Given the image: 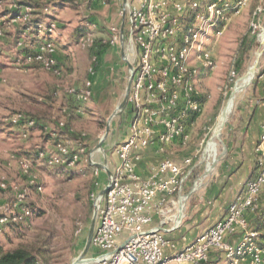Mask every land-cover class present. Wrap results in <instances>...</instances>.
Masks as SVG:
<instances>
[{
    "label": "built area",
    "instance_id": "built-area-1",
    "mask_svg": "<svg viewBox=\"0 0 264 264\" xmlns=\"http://www.w3.org/2000/svg\"><path fill=\"white\" fill-rule=\"evenodd\" d=\"M246 2L140 0L137 6L124 3L120 9L122 28L111 26L109 39H100V44H120L123 49L130 80L126 103L129 114L124 138L114 148L118 163L108 173L101 192H92L95 225L89 246L93 254L82 258L87 260L85 264H219L222 259L225 264H264V130L254 148L253 175L242 184L225 215L192 242L168 252L165 247L170 240L164 234L180 227L178 217L186 198L183 187L191 171L192 157H185L180 165L165 155L147 177L141 176L135 165L139 149L158 144V151L163 152L167 144L186 142L187 119L201 108L200 94L192 81L196 70L189 66L190 56L196 54L194 58L201 70L213 69L202 38L219 33L218 22L227 21L231 10ZM32 10L28 4L16 15L26 26L18 38L19 46L25 41L26 29L32 26L39 32L46 31L48 37L29 45L31 51L23 58L58 73L51 37L56 22L35 21ZM47 10L44 6L43 11ZM96 41L89 28L77 37V43L88 49ZM97 61V56L92 55L88 77L82 85L67 89L80 103L91 98V76ZM10 122L27 128L34 125L33 119L21 113L11 116ZM64 126V120L57 121L56 127L63 131L64 138L72 137L73 129L65 132ZM83 136L81 133L74 140H57L54 153L39 149L32 156L22 157L20 169L27 185L41 191L31 169L37 161L48 166L74 167L84 151L80 141ZM13 188L0 182L1 192ZM21 191L25 194L26 189ZM12 192L13 198L0 201V234L25 222L34 212L28 205L27 194ZM153 216L158 217L154 225Z\"/></svg>",
    "mask_w": 264,
    "mask_h": 264
},
{
    "label": "rangeland",
    "instance_id": "rangeland-1",
    "mask_svg": "<svg viewBox=\"0 0 264 264\" xmlns=\"http://www.w3.org/2000/svg\"><path fill=\"white\" fill-rule=\"evenodd\" d=\"M139 1L133 3L125 0L122 5L127 3L137 6ZM16 2V0H0V39L6 36L5 30L12 27V16L5 13L11 5H16ZM67 2L70 4L72 1ZM69 4L66 7L72 9ZM48 11L50 12L49 6ZM67 12L64 21L58 23V20L54 19L56 31L53 33V38L60 36L58 32L64 29L66 33L69 23L79 21ZM229 14L230 18L227 21L218 22L216 29L219 33H210L207 38L205 36L202 38L204 50L213 61L214 68L201 70L194 58L196 54H192L189 59V66L196 70L192 81L199 91L201 108L188 127L189 137L185 145L181 146L182 144L179 143L180 146L175 145L172 149V155L176 159L188 156L193 158L189 165L190 174L183 187V195L186 198L179 220L180 227L164 234L165 238L170 240L165 247L167 252L192 242L198 235L197 231L193 232L188 227L191 221L187 222V218H184V209L188 204H194L199 197L202 198L208 181L214 179L224 155L222 141L226 126L237 108L250 97L264 66V0H247L244 5L233 8ZM111 26L118 27L113 21L102 24L101 30L104 31L102 36L96 35L94 29L90 30L95 38L108 40V28ZM41 32L46 33V31ZM69 32L68 39L71 41L68 44L73 46L72 58L75 59V67H70V70L75 69L76 79L66 77L67 70L62 72L61 65L56 59L58 41L55 42L53 38L58 73H53L35 62L24 65L22 56H19L16 48L22 50L25 41L19 46L18 37L10 39L6 48L0 45V49L4 51L1 54L0 50V182L11 184L13 190L23 193V196L27 194L28 205L34 209L33 214L25 222L10 226L0 234V249L27 248L33 252L39 262L44 258L43 264H73L84 251L93 222L95 225L92 192L95 195L98 191L101 192L108 173L112 172L118 163L114 148L124 138L128 122L125 108L118 109L119 103L125 96V83L117 89L114 96L106 98L104 96L108 88L104 83H97L92 98L82 104L85 115L78 117L74 122L69 121V126L75 134L72 137L68 135L70 139L59 138V140H74L81 133L84 134L80 139L84 151L79 162L74 167L63 168L48 166L42 160L37 161L31 169L32 175L36 177V183L41 185V191L37 192L27 185L28 181L21 174V158L32 156L37 149L45 150L48 154L54 153L55 147L37 146L33 139L34 135H30L32 128H27L23 124L13 125L10 117L21 113L38 120L41 124L46 122L47 127L55 129L54 122L65 119L61 108L64 106L63 102L69 100L64 97L68 94L67 89L84 82L92 57L90 49L77 43L78 34L72 37ZM41 34L40 32L38 34L39 40L45 38ZM66 40L63 38L59 43H64ZM110 47L112 46L109 45L108 48ZM80 52H88L87 57L82 59ZM7 54L11 56L8 57ZM255 61L257 63L252 80L236 93L233 107L218 135L215 136L219 114L234 85ZM122 62L124 64L127 62L124 57ZM56 84L59 92H63L59 96L54 87ZM46 115L48 117L45 118ZM33 128L38 132L40 126ZM212 139L215 142L214 155L206 149ZM105 171L108 173L106 174ZM95 182H98L97 187ZM23 189H26L25 194L21 191ZM12 191H0V201L13 198L15 192ZM92 254V248L89 246L82 257L89 258ZM225 261L222 259L219 264H225Z\"/></svg>",
    "mask_w": 264,
    "mask_h": 264
},
{
    "label": "crops",
    "instance_id": "crops-1",
    "mask_svg": "<svg viewBox=\"0 0 264 264\" xmlns=\"http://www.w3.org/2000/svg\"><path fill=\"white\" fill-rule=\"evenodd\" d=\"M16 1V5H11V8H9L8 12L5 13V15L12 16L13 24L9 30H5V33H7L6 36L0 39V45L3 48H6L5 46L9 45L10 39H14L15 37L19 38L25 30L26 26L17 18L16 15L20 10L24 9L25 5L28 4L32 5V18L35 21L40 20L45 22L49 20L55 21L57 19L59 23V21L65 20V13L70 10L69 12L71 14L69 15H74V17L77 18V21L79 19L77 23L71 22L68 24L69 28H67V30L70 31L69 33L72 37L77 34L79 35V33L87 28L94 29L93 31L96 35L102 36L104 35V31L101 30L102 24H109L113 21L119 28H122L124 24V20L120 14V7L125 0H70L72 1L70 4L67 2L68 0ZM129 1H133V3H135L137 0ZM68 4L72 6V9L66 7ZM44 6H49L50 12L48 11L45 13L43 11ZM14 20L18 21L14 22ZM92 25H94L93 28ZM64 30L60 33L58 32L60 36H56V38H53V34L51 35V37L55 39V42L58 41V48L56 47V59L59 65H61L62 72L67 70L66 77H73V79H76L74 76L75 69L70 70V67H75V59L74 57L72 58L74 55L72 51L73 46L68 44L71 40L68 39V31L65 33ZM25 33L26 38L25 46H23L24 49L28 47L30 48L29 45L35 44V42L39 39V31L33 26L26 29ZM40 33H42L41 36L43 35L45 38L48 37L46 33ZM63 38L67 40L64 43H59V41ZM16 50L19 51V56H22L21 60L23 64H30L23 58L25 52L17 48ZM2 53H4V51L1 50V54ZM86 53L88 52H80L82 59L87 57ZM7 56L10 57L11 55L7 54ZM9 59L11 60V58ZM122 60L123 52L120 44L106 49L101 58L98 59L95 65V71L91 76V98L94 95L96 84L100 82L104 83L108 88L107 94L104 98L114 96L117 89L121 87L123 83H125L124 87L126 90L128 84V63L126 62V64H124ZM86 77H88V74ZM80 85H82V83L75 84V86ZM54 87L57 90L58 96L61 93L63 94V92H59L57 84ZM64 97L66 100L69 99L68 94ZM63 105L64 106L61 108L63 111L70 108L68 106V101L63 102ZM74 114H76L77 117L72 119L71 122H74V120L78 117L80 118L85 115L82 107L75 109ZM44 117L46 118L48 116L46 115ZM45 123L46 122H44V124L39 123L40 129L38 132L32 128L30 135H34L33 139L36 141L37 146L53 148L54 143L59 140V138L64 137V134L56 127L55 122L54 127H56V129L47 127ZM42 130H44L43 133ZM263 130L264 66L261 74L258 76L253 86L250 97L245 100V103L242 106L237 108L231 117L230 122L226 126L222 141V151L224 152V155L222 156L223 159L221 161L220 168L215 173L214 179L211 178V181H208V186L206 187V192L203 197H199V200H196L194 204H188L184 209V218H187V222L191 221L188 226L191 231H197V234L199 235L225 215L228 204L234 199L242 184L253 175L255 158L254 148ZM175 145L180 146L178 141H174L173 143L165 145V150L163 152L158 151V144H151L139 149L137 151L139 158L135 161L137 171L143 177L149 176L158 165L160 159L165 155L170 158L172 157L171 159L180 164L184 158L176 159L172 155V149ZM184 145L185 143L181 146ZM107 173L108 171L106 174ZM156 223H158V217L153 216L151 224L154 225Z\"/></svg>",
    "mask_w": 264,
    "mask_h": 264
},
{
    "label": "trees",
    "instance_id": "trees-1",
    "mask_svg": "<svg viewBox=\"0 0 264 264\" xmlns=\"http://www.w3.org/2000/svg\"><path fill=\"white\" fill-rule=\"evenodd\" d=\"M80 34V33H79ZM99 39H97L95 45L90 48V53L91 56L92 55H96L97 59H100L102 54L106 51V49L108 48L107 45H103L99 43ZM25 53H27L29 50L28 48L22 49ZM69 96V109H67L66 112H64V121H65V126L63 128V130L66 132L68 131L71 127L69 126V121H71L72 119H74L75 117H77L76 114H74V110L75 109H79L80 107H82V103L78 102L72 95L68 94ZM201 102V100H200ZM74 109V110H73ZM129 114V108L128 105L125 108V115L128 116ZM197 113H190L186 125L187 128L189 127L190 123L194 120L195 116ZM25 116V115H24ZM28 118H31L34 120V125L29 127V128H33L36 127L37 125L40 126V122L32 117L29 116H25ZM72 129V128H71ZM62 131V130H61ZM63 133V131H62ZM39 150V149H37ZM37 150H35L33 152V155L37 152ZM31 156V155H28ZM44 258H42L41 262H39L37 260V257L33 254V252H31L29 249L24 248V247H16L10 250H1L0 249V264H43L44 263Z\"/></svg>",
    "mask_w": 264,
    "mask_h": 264
},
{
    "label": "bare ground",
    "instance_id": "bare-ground-1",
    "mask_svg": "<svg viewBox=\"0 0 264 264\" xmlns=\"http://www.w3.org/2000/svg\"><path fill=\"white\" fill-rule=\"evenodd\" d=\"M258 54H260V52H258ZM256 63H257V61H255V63L248 68L246 74H244L236 82V84L234 85L230 96L228 97L226 103L224 104V106H223V108H222V110H221V112L219 114L218 124H217V126L215 128V136L218 135V132H219L221 126L224 124L228 113L230 112L231 108L233 107V101H234V98H235L236 93L239 92L241 89H243L252 80V78H253V76L255 74ZM206 149L212 155H214V151H215V142H214V139H212V140H210L208 142ZM207 169L209 170L210 169V166ZM180 219H181V213L179 214L178 221ZM86 261H87L86 259H77L75 262H73V264H85Z\"/></svg>",
    "mask_w": 264,
    "mask_h": 264
},
{
    "label": "water",
    "instance_id": "water-1",
    "mask_svg": "<svg viewBox=\"0 0 264 264\" xmlns=\"http://www.w3.org/2000/svg\"><path fill=\"white\" fill-rule=\"evenodd\" d=\"M129 86H130V80L128 81V84H127V87H126V90H125V96H124L122 102L120 103V105L118 106V109H120V110L124 109V107L126 106L127 96H128V92H129ZM98 145L100 146L101 143H99ZM93 228H94V222H93L92 227L90 229V233H89V237H88V240H87L86 247L84 248V251L82 252V254L78 257V259H82L83 258L82 256L84 255V253L87 251V248L89 247L90 238H91V235H92V232H93Z\"/></svg>",
    "mask_w": 264,
    "mask_h": 264
}]
</instances>
